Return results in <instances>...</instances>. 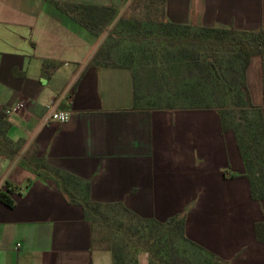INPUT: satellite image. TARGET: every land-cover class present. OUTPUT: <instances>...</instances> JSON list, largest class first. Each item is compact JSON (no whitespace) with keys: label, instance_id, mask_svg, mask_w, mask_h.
I'll list each match as a JSON object with an SVG mask.
<instances>
[{"label":"crops","instance_id":"0c3cea01","mask_svg":"<svg viewBox=\"0 0 264 264\" xmlns=\"http://www.w3.org/2000/svg\"><path fill=\"white\" fill-rule=\"evenodd\" d=\"M61 1L119 16L133 2ZM165 9L178 25L264 29V0H166ZM107 34L93 37L46 0H0V115L10 137L22 154L35 146L38 158L90 182L93 201L160 221L186 214L189 239L233 264H264L255 237L264 201L251 197L235 136L215 110L134 109L131 71L92 64ZM44 61L61 64L45 74ZM247 84L264 112L261 57L251 60ZM54 111L69 121H52ZM0 191L14 202H0V264H112L82 208L54 182L0 157ZM138 264H149L146 253Z\"/></svg>","mask_w":264,"mask_h":264},{"label":"trees","instance_id":"16d2710c","mask_svg":"<svg viewBox=\"0 0 264 264\" xmlns=\"http://www.w3.org/2000/svg\"><path fill=\"white\" fill-rule=\"evenodd\" d=\"M46 1L93 37L108 32L92 64L131 71L134 109L217 111L223 132H231L237 141L252 199L264 201V112L252 103L247 84L251 60L261 57L264 61V29L178 25L166 18V0H133L122 16L113 8ZM60 64L44 61V73ZM146 64L154 65L152 77L160 73L168 89L142 94L140 70ZM183 67L190 68L189 75L171 88L170 79L181 77ZM10 130L1 114L0 157L17 160L39 180L54 182L71 204L81 207L91 225L94 246L110 252L112 264H138L141 253L148 255L149 264H233L187 237L186 214L160 221L142 218L123 203L95 202L90 182L38 158L35 146L22 154ZM7 190L11 191L8 183ZM9 192L0 191V202L13 207ZM255 237L264 243V222L255 225Z\"/></svg>","mask_w":264,"mask_h":264},{"label":"rangeland","instance_id":"374dc122","mask_svg":"<svg viewBox=\"0 0 264 264\" xmlns=\"http://www.w3.org/2000/svg\"><path fill=\"white\" fill-rule=\"evenodd\" d=\"M127 11H129V10H127ZM131 15H132V13L130 14V12H129L128 17H130ZM153 69H155V67H154L153 64H146L140 70L141 92L145 96H150L154 92L165 91L166 89H168L167 85L165 84V81L166 80L163 79L160 76V73H158L157 76L154 75V77H152V70ZM191 71H192L193 76H197L198 75V73H197V71L195 69H192ZM184 73L186 74L185 76H183ZM189 73H190V68H187V67L184 68L183 67L182 68V75H181V77L176 78L175 76H173L170 79L171 88H174L176 86V84L181 79H184L186 76H188Z\"/></svg>","mask_w":264,"mask_h":264},{"label":"built area","instance_id":"2783aa9c","mask_svg":"<svg viewBox=\"0 0 264 264\" xmlns=\"http://www.w3.org/2000/svg\"><path fill=\"white\" fill-rule=\"evenodd\" d=\"M25 107V104H20L18 106V109H22ZM52 121L54 122H58V123H61V124H64L66 122L69 121L70 119V115L68 112H65V111H54L50 117H49Z\"/></svg>","mask_w":264,"mask_h":264}]
</instances>
